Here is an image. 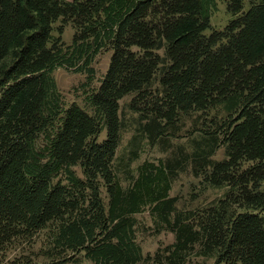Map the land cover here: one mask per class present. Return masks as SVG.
<instances>
[{"label":"trees","instance_id":"obj_1","mask_svg":"<svg viewBox=\"0 0 264 264\" xmlns=\"http://www.w3.org/2000/svg\"><path fill=\"white\" fill-rule=\"evenodd\" d=\"M213 3L0 0V264L83 258L94 264H191L197 246L213 264H264V0L243 13L244 0H230L234 18L207 35ZM71 23L76 33L65 48L62 34ZM108 45L110 68L87 97L92 111L66 107L54 70L94 74L91 64ZM164 60L155 94L151 86ZM130 95L134 110L154 115L146 126L153 141L166 132L160 119L176 130L182 113L224 100L237 108V116L216 123L207 138L208 154L219 134L227 145L226 159L207 162L205 180L230 187L216 205L177 212L165 164H144L138 179L122 187L113 160L122 131L120 101ZM147 205L175 233V242L144 257L133 215ZM43 231L45 245L34 253Z\"/></svg>","mask_w":264,"mask_h":264},{"label":"rangeland","instance_id":"obj_2","mask_svg":"<svg viewBox=\"0 0 264 264\" xmlns=\"http://www.w3.org/2000/svg\"><path fill=\"white\" fill-rule=\"evenodd\" d=\"M258 0H244L243 12L257 3ZM230 0H214L211 8V28L205 33L210 35L213 31L224 30L234 18L229 10ZM60 22L54 24L53 35H59L58 27ZM76 27L71 23L65 27L62 34L64 47L73 44ZM134 50H138L134 47ZM158 53L165 59V50L162 48ZM113 56L110 46H105L94 58L91 67L94 74L77 71L75 68L59 67L53 72L58 89L63 97L66 107L77 104L88 111H92L87 103L90 93L98 89L102 80L107 74ZM164 60L156 73V80L152 84V92H160L159 78L163 73ZM135 96L130 95L120 101V118L122 121V131L120 144L113 160V169L123 188H129L140 174L141 167L146 163L156 166L165 164L167 171L171 175V189L169 197L174 198L177 212H201L203 209L216 205L224 198L230 187L227 185L213 186L205 180L206 173L211 172L208 161H222L227 158V145L222 144L224 138L218 135L219 145L214 152L208 148L207 138L218 128L216 123L222 124L231 115L237 116V108L230 107V101L224 100L207 110L191 111L188 114H181L176 121V130H171L166 125L165 120H159L164 126L165 134L157 140H152L146 126L153 120L154 115L144 116L141 112L132 107V100ZM220 132V130H219ZM214 135V133H213ZM106 138V131L99 137V141ZM249 162L244 164L248 167ZM171 167V169H169ZM77 174L83 177L80 166H76ZM103 198L108 203L106 189L103 188ZM176 213V212H175ZM173 213V216L175 215ZM135 219V240L141 246L144 257L154 255L158 249L165 248L175 242V233L171 231L165 223L152 211V207L147 205L139 213L133 215ZM47 231L41 232L31 248L34 253H39L47 240ZM18 251V250H17ZM16 251V252H17ZM199 246L195 249L190 258L191 264H213V258H207L197 254ZM39 260H44L39 256ZM68 264H94L92 261L83 258L81 263L70 262ZM140 264H149L141 262Z\"/></svg>","mask_w":264,"mask_h":264},{"label":"crops","instance_id":"obj_3","mask_svg":"<svg viewBox=\"0 0 264 264\" xmlns=\"http://www.w3.org/2000/svg\"><path fill=\"white\" fill-rule=\"evenodd\" d=\"M68 1H74V0H68Z\"/></svg>","mask_w":264,"mask_h":264}]
</instances>
